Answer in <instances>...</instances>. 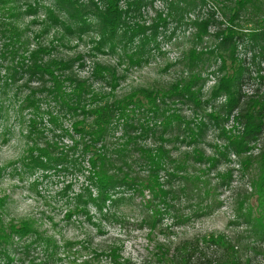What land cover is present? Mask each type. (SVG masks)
<instances>
[{"label":"rangeland","instance_id":"obj_1","mask_svg":"<svg viewBox=\"0 0 264 264\" xmlns=\"http://www.w3.org/2000/svg\"><path fill=\"white\" fill-rule=\"evenodd\" d=\"M89 1L101 8V0ZM121 1V8H127L130 0ZM169 1L177 0H153L139 18L127 19L146 28L155 10L162 16L170 12L166 26L154 36L147 35L150 41L140 45V33L133 42L115 41L109 48L92 28L79 30L67 19L61 3L64 0H0V264H105L93 258L92 252L111 241L132 264H158L156 245L170 233L212 232L228 238L239 233L244 242L251 238L249 225L241 215L254 202L251 175L244 173L240 159L231 154L226 161L220 158L209 174L212 185L219 181L215 175L218 170L226 180L210 193L213 206L209 211L195 214L197 206H204L200 199L181 198L173 202L174 210L163 214L161 224L153 231L142 220L143 199L132 189L119 205L106 206L104 214L98 213L92 201L84 202L87 188L92 195L96 190L88 185L86 157L80 147L73 153L71 150L78 137L72 132L73 115L62 98V93L69 92L67 67L92 78L93 86L103 92L114 84L118 96L137 88L167 86L184 77L188 51L208 49L214 30L210 27L201 43H194L195 29L190 21L205 15L208 6L188 12L169 11ZM216 16L225 19L220 12ZM85 22L93 25L96 20L87 16ZM243 49L238 48L240 54ZM202 61L198 68L206 81L201 108L195 109L188 102L169 107L191 126L204 121L206 127L198 143L210 153L215 145L225 146L221 127L238 132L241 126L232 118L217 126L207 116L225 97H211L218 62ZM102 67H109L110 73L99 77L96 73ZM260 67L264 74V59ZM244 93L264 99V80L246 83ZM119 134L117 129L114 136ZM169 139L167 147L173 156L190 151L180 138ZM261 142L251 153L257 152ZM150 143L147 146L151 147ZM198 167L203 168L195 165V169ZM31 241L37 244L27 249ZM262 255L257 257L260 263H264Z\"/></svg>","mask_w":264,"mask_h":264},{"label":"trees","instance_id":"obj_2","mask_svg":"<svg viewBox=\"0 0 264 264\" xmlns=\"http://www.w3.org/2000/svg\"><path fill=\"white\" fill-rule=\"evenodd\" d=\"M101 1V8L89 0L61 3L68 20L76 23L79 30L92 28L109 48L114 47L115 41L133 42L140 33V45L150 41L147 35L154 36L160 27L166 26L170 14L162 16L161 11L155 10L149 26L144 28L127 19L139 18L140 12L145 6L151 7L153 0H130L125 9L121 8V0ZM166 5L169 11L173 8L179 12L209 8L205 15L190 22L195 29L194 43H201L211 27L212 44L201 53L188 51L184 77L167 86L137 88L118 96L114 84L103 92L93 86L92 78L80 76L72 66L67 67L69 92L62 93V98L73 115L72 132L78 137L75 140L78 143L71 150L73 153L80 147L86 157L88 185L96 190L92 195L87 188L84 202L92 201L98 213L104 214L106 206L119 205L132 189L143 199L145 217L142 220L153 231L161 224L162 215L174 210L173 202L181 198L200 199L204 206H197L195 214L209 211L213 206L209 202L210 193L226 181L225 174L218 170L215 175L219 181L212 185L209 174L216 169L220 158L226 161L230 154L234 155L240 159L244 173L251 175L254 202L241 213L249 225L251 238L244 242L239 233L232 238L212 232L193 231L180 236L170 233L157 243L156 260L158 264H264L257 260L263 254L264 261V99L244 93L246 83L264 80L260 67L264 59V0H177ZM217 12L225 17L224 21L217 18ZM87 16L94 17L96 23H86ZM242 23L249 27H243ZM241 46L243 54L238 50ZM203 59L218 62L211 97H225L222 103L211 105L207 116L217 126L229 118L241 126L238 132L221 127L225 146L215 145L210 153L198 143L206 127L204 121L191 126L190 121L170 108L180 102L201 108L206 79L201 77L198 66ZM104 72L110 73V68L102 67L96 74L100 77ZM111 74L115 77L114 72ZM117 129L120 134L114 136ZM170 136L180 138L190 146V151L173 156L167 147ZM260 140L257 152L251 153ZM195 165L203 168L195 169ZM36 244L37 241L27 243V249ZM92 254L105 264H132L130 259L122 257L120 247L112 241L96 247Z\"/></svg>","mask_w":264,"mask_h":264}]
</instances>
